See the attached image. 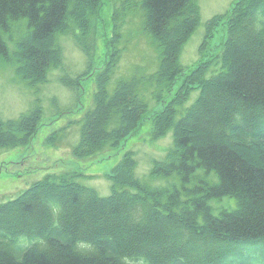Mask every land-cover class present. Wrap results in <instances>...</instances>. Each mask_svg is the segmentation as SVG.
<instances>
[{
    "label": "trees",
    "instance_id": "obj_1",
    "mask_svg": "<svg viewBox=\"0 0 264 264\" xmlns=\"http://www.w3.org/2000/svg\"><path fill=\"white\" fill-rule=\"evenodd\" d=\"M102 6V0H0V61L16 64L28 86L38 87L62 63L58 36L64 33L73 35L93 69ZM120 7L95 107L84 118L74 155L92 157L126 142L149 111L143 91L162 102L183 77L153 117V137L173 129L174 143L149 173L179 183L155 187L137 178L133 152L110 174L109 196L73 175H48L0 204V264H264V0H236L230 12L209 20L201 59L188 69L180 55L201 21L196 0H123ZM134 9L143 12L160 64L151 74L120 79L110 92L125 50L121 21ZM23 19L27 32L11 51L4 34ZM223 24L222 50L209 52ZM91 75L61 82L80 90ZM197 89L199 97L177 120ZM39 101L17 119H0V148L33 141L44 115ZM224 198L236 206L214 214L213 201Z\"/></svg>",
    "mask_w": 264,
    "mask_h": 264
},
{
    "label": "rangeland",
    "instance_id": "obj_2",
    "mask_svg": "<svg viewBox=\"0 0 264 264\" xmlns=\"http://www.w3.org/2000/svg\"><path fill=\"white\" fill-rule=\"evenodd\" d=\"M102 1L100 20L96 23L98 36L93 69L89 70L87 56L73 35L64 33L58 36L63 53L62 63L52 66L48 72V81L38 87L28 86L26 80L17 72L16 64L0 61V119H17L30 111L38 100L44 110L42 124L29 145L0 148V204L18 198L34 183L48 175H73L75 181L95 189L100 196H109L113 193V180L109 176L127 152L134 153L137 178L148 180L155 187H164L170 180L179 183L176 179H150L149 173L154 163L164 159L174 143L173 129L162 137H153V117L171 100L183 77L176 83L172 95L162 102L152 99L148 90L143 91L149 102V111L140 128L126 142L117 147H109L92 157L79 158L74 155V149L80 142L84 118L95 107L97 79L103 72L108 57L106 40L113 37V17L116 9H120L123 3V0ZM196 1L200 7L201 21L180 55V61L186 69L193 67L201 59L200 47L205 39L209 20L230 12L236 0ZM127 14L121 21L122 46L125 50L108 84L110 92L120 79L129 78L135 73L151 74L160 64L157 45L151 35L144 31L142 10H129ZM27 23V19L13 23L10 31L4 34L11 51L14 50L16 41L27 32ZM227 36L226 24L219 26L209 40V52H220ZM88 71H92V75L82 78L80 90L71 89L61 82L64 76L78 78ZM199 95L198 89L191 92L189 100L181 107L177 120L194 104ZM198 173L205 174L204 170ZM207 177L217 181L215 173ZM213 206L214 214L219 215L224 208H234L236 202L232 198H224L220 201L214 200Z\"/></svg>",
    "mask_w": 264,
    "mask_h": 264
}]
</instances>
